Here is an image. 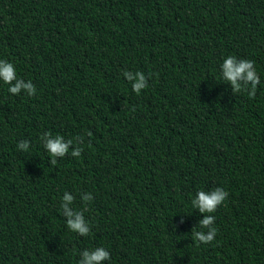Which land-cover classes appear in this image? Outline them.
Listing matches in <instances>:
<instances>
[{
  "label": "trees",
  "instance_id": "trees-1",
  "mask_svg": "<svg viewBox=\"0 0 264 264\" xmlns=\"http://www.w3.org/2000/svg\"><path fill=\"white\" fill-rule=\"evenodd\" d=\"M229 55L254 62L255 98L222 79ZM0 59L36 87L0 81V264L98 247L101 264H264V0H0ZM125 70L145 74L139 95ZM44 133L74 141L56 165ZM217 187L203 244L191 200Z\"/></svg>",
  "mask_w": 264,
  "mask_h": 264
},
{
  "label": "clouds",
  "instance_id": "clouds-1",
  "mask_svg": "<svg viewBox=\"0 0 264 264\" xmlns=\"http://www.w3.org/2000/svg\"><path fill=\"white\" fill-rule=\"evenodd\" d=\"M123 75L128 81H134L132 90L137 95L148 87V81L143 72L133 73L125 70ZM221 76L225 82L231 84L234 94L245 91L250 98H255L257 86L261 81L252 60L240 59L232 55L227 56L221 64ZM0 81L9 85L8 91L11 94L19 95L21 89H24L28 96H34L36 94V87L32 81L25 82L23 79H18L15 65L8 60L0 59ZM41 139L44 148L52 158V165H56V157H64L69 152L70 145L74 143L72 139L65 141L63 136H53L51 133H44ZM17 147L20 150L27 151L30 147V142L22 140L17 144ZM82 151L83 149L81 147H77L71 151V155L73 157H80ZM227 197L228 192L222 187H217L210 192L201 190L191 200L192 207L198 208L201 213H204V218L199 221L200 228L208 230L205 233L204 231H197L194 228L192 230V238L195 241L209 244L215 239L217 229L213 226L215 217L211 213H214ZM74 199L73 195L66 192L61 201L60 206L62 212L68 217L66 226L70 231L80 236H88L91 229L84 216V211L87 209L73 211L69 205L73 203ZM92 199L93 195L91 193H86L83 197L85 203ZM80 256L82 259H79L78 264H101L102 261L111 259L110 252L103 247H98L93 250L86 249L80 253Z\"/></svg>",
  "mask_w": 264,
  "mask_h": 264
}]
</instances>
